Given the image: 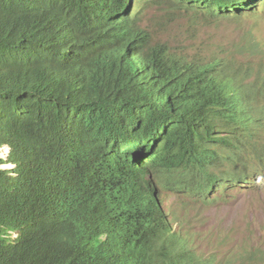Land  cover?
Wrapping results in <instances>:
<instances>
[{
  "label": "trees",
  "instance_id": "trees-1",
  "mask_svg": "<svg viewBox=\"0 0 264 264\" xmlns=\"http://www.w3.org/2000/svg\"><path fill=\"white\" fill-rule=\"evenodd\" d=\"M171 1L209 15L245 5ZM131 10L0 0V264H202L170 248L155 181L213 184L221 151L255 139L262 111L208 67L139 58L150 36Z\"/></svg>",
  "mask_w": 264,
  "mask_h": 264
},
{
  "label": "rangeland",
  "instance_id": "rangeland-1",
  "mask_svg": "<svg viewBox=\"0 0 264 264\" xmlns=\"http://www.w3.org/2000/svg\"><path fill=\"white\" fill-rule=\"evenodd\" d=\"M134 10L137 27L151 35L150 46L165 44L185 59H222L243 81L264 80L263 12L220 20L164 0L134 1ZM260 140L264 142V136ZM241 187L225 181L201 198L167 186L157 189L177 234L209 264H264V177L254 189Z\"/></svg>",
  "mask_w": 264,
  "mask_h": 264
},
{
  "label": "clouds",
  "instance_id": "clouds-1",
  "mask_svg": "<svg viewBox=\"0 0 264 264\" xmlns=\"http://www.w3.org/2000/svg\"><path fill=\"white\" fill-rule=\"evenodd\" d=\"M141 2L142 0H131V9H133V3ZM171 4L172 7L177 9L182 8L184 10L193 11L194 13L202 14L206 18H239L247 15L255 14L258 11L264 13V0H245V5L239 8L233 9L225 12L222 10L223 6H219L217 8L216 13L212 12V15H209L206 11H196L187 9L184 7L178 6L174 1L164 0ZM132 11V10H131ZM134 10L132 12H135ZM137 12H136V22H137ZM141 28V27H139ZM143 29V28H142ZM143 31H145L143 29ZM145 34L151 35L145 31ZM150 40L147 43H144L139 48L136 49L139 58L143 60H147L152 58L156 54H160L163 56L165 60H177L179 65L176 67L177 69L185 64H193L196 63L199 67H208L211 71V76L222 85H230L232 82H237L240 84V92L241 94L247 98L257 109L262 111V123L259 127L252 130V132H256L258 135L252 141L246 142L245 144H241L242 147H231L228 150L221 151V160L218 164L212 167L211 171L215 174L216 179L213 184L205 185L203 176H198L195 183L190 186H183L179 183L181 176L179 174H174L173 176H162L155 181V195L157 198V206L156 208L161 209L168 223H171L173 226V231L176 233V239L172 242V246L170 248L175 250H187L191 251L195 254L197 258H199L202 264H209L208 261L202 258L199 255L195 248L188 244L187 241H184L183 238L177 234V230L174 227V223L172 221L170 213L165 209L164 202L161 196L159 195L158 187L167 186L170 190H181L183 193L187 194L188 197L192 198H201L207 195V192L217 185L228 181L237 183L242 186L241 189H254L255 186L258 185V181L262 180L264 177V142L260 140L261 137L264 136V80L261 83L258 81L255 82H246L243 81L241 77L237 74L227 70L224 67L222 59H212V60H198V59H185L171 53L170 49L165 44H160L156 46H150ZM174 68V69H176ZM163 80L156 83V85L160 86ZM148 86V85H147ZM146 86V87H147ZM262 145V147L259 146ZM7 150V154H0V157L7 158L10 152L9 146H0L1 150ZM10 165V166H9ZM230 165L231 168L226 169L225 166ZM3 167H11V164H4ZM177 176V179H172L170 177Z\"/></svg>",
  "mask_w": 264,
  "mask_h": 264
}]
</instances>
